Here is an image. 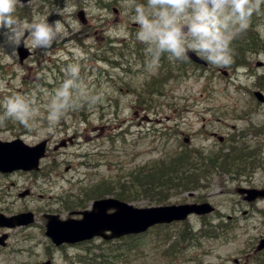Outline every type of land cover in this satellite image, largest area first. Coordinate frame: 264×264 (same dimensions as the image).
<instances>
[{
	"label": "rangeland",
	"instance_id": "obj_1",
	"mask_svg": "<svg viewBox=\"0 0 264 264\" xmlns=\"http://www.w3.org/2000/svg\"><path fill=\"white\" fill-rule=\"evenodd\" d=\"M110 2L111 0H32L28 4H18L17 15L21 19L31 21L34 13H40L49 21L64 20L66 27L75 22L79 30L68 27L69 34L56 41L49 49L32 48L25 30L22 41L33 55L23 63L19 62L16 49L10 55L0 51V68L5 71L0 70V78H7L9 89L0 90V99L10 95L12 91L30 93L37 85L51 91L65 78L61 79L62 74L55 73L57 65L62 66L65 59H69V63L81 64V77L87 85L83 96L96 95L100 99L96 104L89 105L87 100L81 98V102L87 103L65 114L68 119L66 130L59 125L60 121L54 127L49 126L47 109L43 107L30 126L11 119L0 121L2 140L21 138L25 143L34 145L44 139H51L50 156L47 158L49 161L37 177L30 173L0 177V189L7 188L10 193L8 199L0 197V212L10 215L31 211L36 217L33 226L10 231V248H0V264H41L47 260H52L51 264H78L70 261L75 256H85L88 251L97 254L101 250L103 258L108 259L102 264H236L235 259L240 260L239 264H249L253 255L248 259H245V255L251 253L264 236V201L257 202L254 205L256 208L250 207V215L246 220L240 218L235 222H228L231 226L219 238H202L197 241L191 237L192 243L189 241L177 246L175 252L168 249L165 227H154L135 240L104 242L95 239L63 248H54L50 239L45 236L44 214L58 215L63 220L71 212L89 209L91 202H86L80 208L72 204L82 197L79 194L81 190L88 191L104 183L110 187L118 181H125L126 173L146 163L151 166L150 163L169 152L178 143V139H186L185 143L191 149L200 148L208 153L220 146L211 136L212 132H217L225 137L227 146L233 139L247 143L250 147L261 144V155L264 156V104L257 105L256 100L247 92L253 91L254 86L250 74L243 69L226 76L221 72L214 73L209 68L190 71L187 79H172L170 87L164 90L165 96L146 86L150 93L142 102L145 101L144 104L152 109L163 112L160 115L154 112L156 116L152 117L156 118L146 123L145 119H151V116L147 115L146 118V114L136 105V93L142 90L141 86L125 77L122 68L107 67L87 60L83 51L90 44L93 47L101 45L99 52H104L103 36L117 41L130 37L133 33V27L137 23L131 19L130 0H119L114 5H109ZM66 5L73 9L71 21L58 14ZM80 11L85 15L84 24L77 16ZM261 38L264 39V36ZM69 52L71 55H68ZM260 53L263 55L257 56V53L254 57L249 54L248 58L251 62L257 59L264 63V52ZM110 59L117 61L112 57ZM255 71L260 74L264 72V68H255ZM103 72L109 77L104 76ZM55 75L58 76L57 80L54 79ZM144 76L140 75L139 80L144 79ZM125 81L131 83L130 92L127 91ZM46 85L51 86L45 87ZM46 102L41 94V103ZM171 107L176 108V113L172 114L173 119H167L166 116L173 111ZM2 112L3 107L0 105V113ZM84 117L88 121L86 124L83 123ZM156 128L174 132L173 138L168 141L162 139L159 134L151 132ZM255 131L257 132L254 133ZM170 132H163L165 138ZM69 138H73L75 143L54 151L58 142ZM54 157L60 164L53 162ZM246 162L250 160L247 159ZM262 163L254 172L245 173L251 174L250 176L241 175L242 185H237L240 183L227 177L213 178L207 190L195 193L192 197L188 194L176 195L168 202H193L192 200L197 201L198 196H203L216 209L210 217L213 221L209 220L211 225L220 224L214 220L216 215L229 214L239 218L242 209L247 207L240 208L234 189L248 185L264 187V158ZM54 167L58 173L54 172ZM25 189H30L31 194L21 198L19 194ZM114 192L116 191L100 197L111 196ZM66 194L71 196L64 197ZM133 205L148 207L155 204L143 199L133 202ZM72 217L80 218V215ZM199 221L198 217H191L188 223L197 228ZM168 231L174 236L180 232V225ZM127 247L132 248L131 252L126 251ZM112 250L126 251L127 255L111 258L108 253Z\"/></svg>",
	"mask_w": 264,
	"mask_h": 264
},
{
	"label": "clouds",
	"instance_id": "obj_2",
	"mask_svg": "<svg viewBox=\"0 0 264 264\" xmlns=\"http://www.w3.org/2000/svg\"><path fill=\"white\" fill-rule=\"evenodd\" d=\"M23 0H0V51L9 55L22 42L25 30L34 49H49L66 37L68 27L79 30L75 22L66 27L64 20L49 21L34 13L31 21L17 15ZM131 19L138 29L136 40L144 44L147 67L158 68L161 57L188 60L193 51L210 64L224 67L234 62L232 41L252 24V17L264 14V0H130ZM73 9L67 5L58 14L71 21ZM256 30L264 36V24ZM65 78L51 91L37 85L30 93L12 91L0 99L3 112L0 121L15 120L25 126L35 122L41 107L47 109L49 126H55L65 114L78 108L81 98L89 104L100 99L96 95L83 96L87 87L81 77V64L70 62L64 66ZM0 90L8 91L7 78H0ZM41 94L47 101L41 103Z\"/></svg>",
	"mask_w": 264,
	"mask_h": 264
},
{
	"label": "trees",
	"instance_id": "obj_3",
	"mask_svg": "<svg viewBox=\"0 0 264 264\" xmlns=\"http://www.w3.org/2000/svg\"><path fill=\"white\" fill-rule=\"evenodd\" d=\"M245 38L248 41L246 43L239 42V40L232 42L234 62L243 57L244 51L264 50V40L257 35V32L246 33ZM235 39H243V36L236 37ZM257 83L259 86L264 87V75L257 80ZM83 119H86V117ZM246 148L235 147L231 148L230 151L228 149L229 152L227 151V153L219 152L212 155H204L196 150H190L188 152L181 150L175 156L167 160L155 162L151 166L144 165L135 167L132 171L126 173L125 181H118L114 184H118L115 189H113L114 185H111V188H109L107 187L108 184L105 183L93 187L88 191L86 190L83 194L79 193L82 197L74 201L73 204L80 208L86 202L93 201L105 194V192H113L114 190L116 191L114 192L115 197L124 201L148 199L151 203H166L176 193L200 190L204 181L206 183L209 182L211 173H232L238 175L247 169L250 170L253 168L249 164L253 157L243 152L247 150ZM247 159L250 162H246ZM86 195H88L87 199ZM201 232L205 234L202 236H217V234L215 235L210 230L209 224L206 222H201L199 233ZM192 235L197 237V233H192L191 229H184L179 233L177 241L187 243L190 241L189 236ZM177 246L178 244L175 243L169 244V250L175 252ZM108 254L110 257L115 258L116 256H120V254L123 255L124 252H118L117 255L112 254V252ZM86 256H89V258L86 259L85 264H102L108 260L103 258L102 250L97 254L88 251ZM80 261L81 258H79ZM252 264H264V256L256 258Z\"/></svg>",
	"mask_w": 264,
	"mask_h": 264
},
{
	"label": "water",
	"instance_id": "obj_4",
	"mask_svg": "<svg viewBox=\"0 0 264 264\" xmlns=\"http://www.w3.org/2000/svg\"><path fill=\"white\" fill-rule=\"evenodd\" d=\"M26 1V0H23ZM18 52L20 59L27 57L28 53L19 45ZM261 99V95L257 94ZM0 162L3 165L7 163L8 170L13 169H31L35 168L38 159L43 155V144L34 148H27L21 142L12 144H0ZM11 158V159H10ZM240 193H247L246 200L252 201L257 197L264 198L263 190H240ZM111 208L115 212L108 214ZM212 210L208 205H180L153 208H133L127 204L114 200H101L93 204L92 211L82 213L81 220H67L65 222L53 221L47 225V235L51 237L56 244L63 242L76 243L91 239L95 236H101L105 240L120 237L126 234H136L145 231L154 224L169 223L174 220H184L188 214H206ZM27 219H22L23 217ZM31 214L20 215L5 220L6 226L14 227L26 221L31 220ZM57 219V217H48V219ZM110 234L107 235L106 232ZM264 247V240L261 241L258 249Z\"/></svg>",
	"mask_w": 264,
	"mask_h": 264
},
{
	"label": "bare ground",
	"instance_id": "obj_5",
	"mask_svg": "<svg viewBox=\"0 0 264 264\" xmlns=\"http://www.w3.org/2000/svg\"><path fill=\"white\" fill-rule=\"evenodd\" d=\"M114 2H119V0H112L111 5H114ZM246 33H247V31H243V32H241L239 34L243 35V34H246ZM107 49L108 50L105 51V52H92L91 53L92 58L95 61H97V62H99V63H101V64H103L104 66H107V67L110 66L112 68L132 69L129 65L126 64L128 62L126 60H124L123 62H119V61H114V60L110 59V54L114 53L116 51H120V52H123V53L129 52L131 50V48L129 46L120 47V46H117L113 42L110 41V44H108ZM68 55H71V53L68 54ZM68 63H69V59L64 60L62 62V66H60V71H58V74H62V76H61L62 79L65 77V72L63 71V68ZM169 66H170L169 64H165L164 67H163V70L164 71L168 70ZM103 73H104V76L109 77L105 72H103ZM123 74H127V75L131 74V70H124ZM112 85L114 86L113 82H112ZM122 90H123V88H122ZM111 101H112V104H115V101H113V100H111ZM89 105H92V104H89ZM80 193L83 194L84 192L80 191ZM68 196H71V195L70 194L69 195L66 194L64 197H68ZM87 198H88V195H86V199ZM214 228H215V230H218V231L220 230V228L218 226H215Z\"/></svg>",
	"mask_w": 264,
	"mask_h": 264
},
{
	"label": "flooded vegetation",
	"instance_id": "obj_6",
	"mask_svg": "<svg viewBox=\"0 0 264 264\" xmlns=\"http://www.w3.org/2000/svg\"><path fill=\"white\" fill-rule=\"evenodd\" d=\"M243 216H248V213H243ZM4 232H2L1 230H0V235H2ZM7 239H9V237H7ZM0 248H4V247H0Z\"/></svg>",
	"mask_w": 264,
	"mask_h": 264
}]
</instances>
